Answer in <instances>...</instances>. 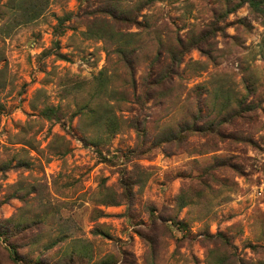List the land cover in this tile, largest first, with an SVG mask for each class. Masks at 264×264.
Instances as JSON below:
<instances>
[{"label":"rangeland","instance_id":"obj_1","mask_svg":"<svg viewBox=\"0 0 264 264\" xmlns=\"http://www.w3.org/2000/svg\"><path fill=\"white\" fill-rule=\"evenodd\" d=\"M20 1L0 0V264L264 263V11L248 2L228 12L242 0H42L24 23ZM124 10L142 23L115 25L133 33L140 84L160 46L210 35L168 96L145 106L115 43L96 33ZM104 68L113 81L94 99ZM90 101L116 112L120 132L79 111ZM199 109L207 121L228 117L224 138L158 143ZM146 140L157 146L141 153Z\"/></svg>","mask_w":264,"mask_h":264},{"label":"trees","instance_id":"obj_2","mask_svg":"<svg viewBox=\"0 0 264 264\" xmlns=\"http://www.w3.org/2000/svg\"><path fill=\"white\" fill-rule=\"evenodd\" d=\"M240 2V1H239ZM250 4L252 9L257 10L258 12L262 13L264 9H262V4L264 3V0H242L240 3H238L233 9H230L228 12L236 11L238 8L243 6L245 3ZM24 5V6H23ZM44 1L38 0H21L20 1V9L21 13L23 14V18L26 19L25 22H29L39 16L41 12L43 11ZM109 17L112 19H104L103 24H101L97 28V35L99 38L104 39L106 41H113L116 45V52L120 54V56L123 58V61L125 62V65L128 69L131 71L130 78L132 79V86L134 90V94H138L136 92L141 89V95L137 96L138 101L142 106H145L150 102L151 100L153 102L163 100L168 96L169 91H171L170 83L174 81L175 77L182 78V74L180 71V66L183 64L185 55L189 53L192 50L195 49H201L204 43H208L210 40V35L208 33H199V34H193L192 36H186L183 38V36L177 37V44H171L168 47L162 48L159 47L158 51L153 56V59L151 60L150 64L148 65L147 74L146 76L142 77L141 84L137 83L135 79V64L133 63L134 57H135V49H129V46L132 45L131 38L133 33H123L120 31V29H116V26H142V23L138 21L139 12L135 14H131L129 11L124 10L121 13H114L111 12L109 14ZM71 19V13H68L62 17L59 18L58 25L56 27V34L61 35L64 33V24L68 20ZM116 23L118 25H116ZM116 25V26H115ZM146 26V25H145ZM97 37V38H98ZM156 40H159L160 43L162 41L160 38H157ZM55 45L57 48L60 47V41H55ZM56 55L59 57H62L63 55L59 53L58 51H55ZM208 55L210 56L211 53L208 52ZM110 76L107 75V72L104 69H102L99 74L94 78L95 81V87L93 96L94 99H98V96L101 92L105 90V88L108 86L110 82L113 81V79H109ZM82 86V85H80ZM139 93V94H140ZM98 104V103H97ZM94 104L91 105V101L86 104H83L79 111L81 113H84L85 115H91L92 118H94L95 123L102 129L104 134L111 136H114L121 130V123L120 118L114 112L113 110H103L104 112L100 111V106ZM162 104V103H159ZM240 104H245L243 100L240 101ZM225 107L227 108L229 106V102L224 103ZM244 111V110H243ZM243 111L234 110L236 114H239L241 117L246 116L243 114ZM41 113L48 119H52L53 116H56L57 109L54 107H46L44 108ZM79 113V112H78ZM80 114V113H79ZM190 120H186L183 123H181L177 129L173 132H169L168 130L165 131L163 134L158 135V143L159 144H171L173 142H181L185 140L186 138L190 136H199L201 138H205V140H210L212 138H216L219 136L220 138H224L223 133H221L219 126L223 124V122H226L228 117L225 118V120H211L207 121L205 114L202 112V110H198L196 114L190 116ZM230 118V117H229ZM146 120H140L139 118L134 119L133 128L138 132L139 137H145L149 134V129L147 127ZM231 120V118H230ZM222 122V123H221ZM138 137V138H139ZM146 137V138H147ZM147 143V140L145 141L144 146H141L140 152L145 153L147 151H150L151 149L155 148L156 142L149 146H145ZM207 152V151H206ZM204 153V152H201ZM124 186L128 188L129 185L127 182L123 183ZM129 189V188H128ZM220 237H224L223 234H219ZM0 238L4 239L6 242L8 241L7 233L6 232H0ZM9 244V243H8ZM9 249L11 252V255L15 261H18L21 259V255L18 253L17 248L14 245H9ZM218 264H226V258H222L219 260ZM257 264V263H253ZM258 264H264L262 262Z\"/></svg>","mask_w":264,"mask_h":264}]
</instances>
